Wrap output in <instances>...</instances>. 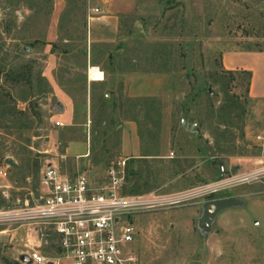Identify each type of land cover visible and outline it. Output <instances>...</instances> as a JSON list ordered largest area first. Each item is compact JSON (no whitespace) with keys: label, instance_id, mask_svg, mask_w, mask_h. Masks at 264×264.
<instances>
[{"label":"rangeland","instance_id":"obj_1","mask_svg":"<svg viewBox=\"0 0 264 264\" xmlns=\"http://www.w3.org/2000/svg\"><path fill=\"white\" fill-rule=\"evenodd\" d=\"M92 1L0 0V264H29L3 233L19 223L5 217L53 159L94 181L125 161L126 194L167 201L134 216L138 264L264 263V184L232 182L264 155V105L222 62L264 50V0H133L111 44L90 31ZM89 50L117 75L111 84L89 82ZM56 84L72 94L70 126ZM124 132L137 133L139 156L122 154ZM228 197L239 203L201 224L204 203Z\"/></svg>","mask_w":264,"mask_h":264},{"label":"built area","instance_id":"obj_2","mask_svg":"<svg viewBox=\"0 0 264 264\" xmlns=\"http://www.w3.org/2000/svg\"><path fill=\"white\" fill-rule=\"evenodd\" d=\"M91 69L100 67H90L89 77ZM125 164L119 161L117 168H110L103 179L94 181L80 170L70 176L59 160L47 161L40 189L26 195L19 209L5 217L7 223L14 220L24 229L27 240L22 255H28L29 264H59L62 259L71 264H138L134 216L167 201L126 194ZM0 176H7V172L1 169ZM232 182L264 184V157ZM43 245H54L58 254L42 253Z\"/></svg>","mask_w":264,"mask_h":264},{"label":"crops","instance_id":"obj_3","mask_svg":"<svg viewBox=\"0 0 264 264\" xmlns=\"http://www.w3.org/2000/svg\"><path fill=\"white\" fill-rule=\"evenodd\" d=\"M134 1L133 0H93L89 7L88 23L90 26V31L100 30L104 31V39L101 42H109L110 44L114 42L113 37L119 30V16L125 13H131L132 8L129 7ZM129 5V6H128ZM97 9V11H96ZM95 14L94 16H92ZM86 63H88V69L92 66H98L97 63L92 62L95 56H92L91 50L87 51ZM96 60V59H95ZM222 62L226 70H245L251 72V78L248 84V95L249 97L256 101L260 105H264V50H239L226 52L223 55ZM95 63V64H94ZM100 67V66H98ZM104 72V78L99 81H94L88 76L89 82H95L100 86H106L108 83L111 84L112 81L117 79V75L112 72L108 67L101 69ZM69 88V87H68ZM56 94L62 97V105L64 107L63 111H60L59 117L61 121L66 125H72L74 122V103L72 101L71 92L67 89L64 90L61 86L56 84L54 86ZM137 90L148 92L149 86H140ZM133 128V127H130ZM122 142V154L128 158L130 156L140 155V142L137 133L135 132H124ZM264 140V136H262ZM82 142V140H72L71 144ZM85 142V141H83ZM136 143V147L133 146ZM86 144V143H85ZM132 146V147H131ZM70 146L67 148V153H69ZM87 149V148H86ZM84 152H78L74 154L77 157L85 155ZM70 154V153H69ZM85 157V156H84ZM264 157V155H263ZM262 157V158H263ZM87 163V159L84 158V164ZM10 229L6 228L3 230L4 234L8 236V244L14 246L18 251V256L20 257L25 249V242L27 237L24 233L23 228L15 229V231L10 232ZM54 244V239H52ZM40 251L46 255H57L58 249L54 245H43ZM59 264H71L67 259H62ZM226 264H264L263 262H233Z\"/></svg>","mask_w":264,"mask_h":264},{"label":"water","instance_id":"obj_4","mask_svg":"<svg viewBox=\"0 0 264 264\" xmlns=\"http://www.w3.org/2000/svg\"><path fill=\"white\" fill-rule=\"evenodd\" d=\"M28 51H30V48H27ZM210 92V89H209ZM59 110L63 111L64 107L63 105L59 102L57 103ZM6 163L15 166L16 164L11 158H6ZM218 165L220 166L221 170H224V163L222 161L217 162ZM213 164H216L215 161H213ZM236 168H232V174H235ZM239 203V200L235 197H228V198H220V199H214V200H209L204 203V213L200 219L201 224L205 225L207 228H211L212 222L215 219V217L223 210L237 205ZM20 260L25 262V263H30V258L28 255L23 254L20 256ZM187 264H204L203 262L199 260H194L190 261Z\"/></svg>","mask_w":264,"mask_h":264},{"label":"bare ground","instance_id":"obj_5","mask_svg":"<svg viewBox=\"0 0 264 264\" xmlns=\"http://www.w3.org/2000/svg\"><path fill=\"white\" fill-rule=\"evenodd\" d=\"M104 78V74L102 73V70L98 69H91L90 71V79L94 81H99Z\"/></svg>","mask_w":264,"mask_h":264},{"label":"trees","instance_id":"obj_6","mask_svg":"<svg viewBox=\"0 0 264 264\" xmlns=\"http://www.w3.org/2000/svg\"><path fill=\"white\" fill-rule=\"evenodd\" d=\"M248 50H252V49H248ZM258 51H263V50H258ZM225 71L227 72H233V71H230V70H226ZM241 73L245 74L248 78V84H249V81H250V78H251V72L250 71H245V70H241L240 71ZM15 264H18V262H16Z\"/></svg>","mask_w":264,"mask_h":264}]
</instances>
